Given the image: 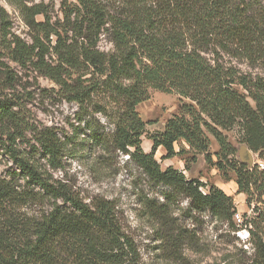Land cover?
<instances>
[{"label": "trees", "instance_id": "trees-1", "mask_svg": "<svg viewBox=\"0 0 264 264\" xmlns=\"http://www.w3.org/2000/svg\"><path fill=\"white\" fill-rule=\"evenodd\" d=\"M77 1L79 9L73 12L82 20L73 29L79 39L86 40L77 47L68 45L50 26L42 5H18L29 28L48 43L52 36L57 37L50 49L62 64L52 68L46 62L50 49L39 38L27 45L17 36H12L14 61L23 67L32 65L41 76L68 90L72 101L80 105L90 94L83 85L69 84L67 69H94L121 101L123 113L116 123L114 148L128 156L151 182L185 196L197 210L208 211L239 232L232 197L215 186L203 193L206 184L187 180L173 168L162 171L155 160L160 148L165 159L187 154L184 147L179 151L175 148L183 143L195 154L193 162L201 155L213 163L209 149L214 140L220 149L215 167L221 172L229 168L235 174L238 194L245 195L248 206L253 207L252 219L243 225L253 251L247 264H264V209L258 207L264 205V170L239 161L238 150L226 135L239 128L240 145L264 161V0H113L122 8L115 16H109L93 0ZM38 16H43L44 22H38ZM5 17L7 12L0 7V21ZM105 29L110 34L112 54L98 49ZM225 58L261 74H244L227 66ZM151 89L176 93L188 103L181 105L162 132L148 137L152 149L146 154L142 138L147 126L154 123H145L137 107L149 100ZM15 106L0 105V123L17 122L12 113ZM0 134L8 143L16 142L14 135ZM55 139L49 133L40 134L38 139L53 166L59 155ZM7 150L30 183L69 207L56 205L49 213L30 220L19 208L31 198L18 194L11 183L1 182L0 264H136V250L117 225L108 203L88 206L74 196L58 193L36 166L16 155L12 145Z\"/></svg>", "mask_w": 264, "mask_h": 264}, {"label": "rangeland", "instance_id": "rangeland-1", "mask_svg": "<svg viewBox=\"0 0 264 264\" xmlns=\"http://www.w3.org/2000/svg\"><path fill=\"white\" fill-rule=\"evenodd\" d=\"M93 1L109 16L121 12L122 8L118 9L121 6L113 0ZM20 4L29 8L42 5L50 26L68 45L77 47L86 43L85 38L79 39L73 29L74 24H80L82 20L78 21L73 12L79 9L77 0H0V7L7 12L5 21H0V105H16L12 113L17 118L14 124L8 121L0 123V133L8 132L17 138L12 144L0 134V183H11L18 194L25 199L31 198L19 208V213L33 220L49 213L56 205L64 208L69 205L62 199H54L22 175L8 153L10 145L17 156L25 157L38 168L51 189L74 196L88 206L108 203L114 211L117 225L136 250L133 257L136 264H247L253 251L249 239L244 240L247 230L243 225L252 219L253 207L248 206L245 195L238 194L235 174L229 168L221 172L215 167L218 162L216 155L220 152L217 143L212 140L209 149L213 163L201 155L197 156V162H193L195 154L183 143L176 144L175 148L179 151L184 147L187 154L165 159L166 153L160 148L155 160L162 171L173 168L183 173L187 180L206 184L201 189L203 193H208L209 188L215 186L232 197L237 208L234 220L241 227L239 232L213 218L208 211L197 210L185 196L151 182L128 156L114 148L116 123L123 113L121 101L116 100L111 84L105 83V78L94 69H67L69 84L83 85L90 94L80 105L72 101L73 96L67 94L68 90L41 76L32 65L23 67L14 61L12 36L19 37L27 45H32L34 39L39 38L49 49L57 40L54 35L48 43L42 35L29 28L19 9ZM36 19L44 22L43 16ZM106 29L99 38L98 49L112 54L113 46ZM52 53L50 49L46 62L52 68H60L62 63ZM225 62L244 74H261L259 70H252L230 58H225ZM184 103L188 100L176 93L149 90V100L137 107L145 123H154L147 126V134L142 138L144 153L150 154L152 149L148 137L162 132L165 123L179 113ZM43 133L56 137L59 155L55 166L38 144ZM226 135L237 148L239 161L249 164L250 155V167L264 164L257 155L240 145L239 128L226 132ZM258 207L264 209L262 204Z\"/></svg>", "mask_w": 264, "mask_h": 264}, {"label": "built area", "instance_id": "built-area-1", "mask_svg": "<svg viewBox=\"0 0 264 264\" xmlns=\"http://www.w3.org/2000/svg\"><path fill=\"white\" fill-rule=\"evenodd\" d=\"M259 166V165H258ZM259 168L261 169V170H264V164H260V166H259ZM237 218H238V216H237ZM246 234H244V236H245V239L244 240H248V238H249V234H248V231L247 232H245ZM241 234V233H240ZM243 236V235H242Z\"/></svg>", "mask_w": 264, "mask_h": 264}, {"label": "water", "instance_id": "water-1", "mask_svg": "<svg viewBox=\"0 0 264 264\" xmlns=\"http://www.w3.org/2000/svg\"><path fill=\"white\" fill-rule=\"evenodd\" d=\"M245 148H246V147H245ZM246 150L248 151L247 148H246ZM249 153H250V152H249ZM248 159H249V162H250L249 164L252 165V161H251V156H250V155H249V158H248ZM243 162H245V161H243ZM245 163H247V162H245Z\"/></svg>", "mask_w": 264, "mask_h": 264}]
</instances>
